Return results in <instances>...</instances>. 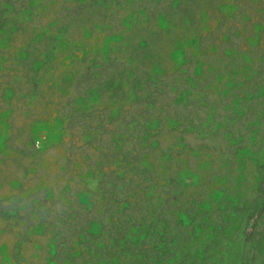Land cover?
<instances>
[{"label":"rangeland","instance_id":"rangeland-1","mask_svg":"<svg viewBox=\"0 0 264 264\" xmlns=\"http://www.w3.org/2000/svg\"><path fill=\"white\" fill-rule=\"evenodd\" d=\"M0 264H264V0H0Z\"/></svg>","mask_w":264,"mask_h":264}]
</instances>
